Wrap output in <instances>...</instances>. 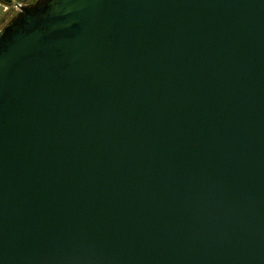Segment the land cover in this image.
Wrapping results in <instances>:
<instances>
[{
  "label": "water",
  "instance_id": "water-1",
  "mask_svg": "<svg viewBox=\"0 0 264 264\" xmlns=\"http://www.w3.org/2000/svg\"><path fill=\"white\" fill-rule=\"evenodd\" d=\"M0 264H264V0L22 5Z\"/></svg>",
  "mask_w": 264,
  "mask_h": 264
},
{
  "label": "rangeland",
  "instance_id": "rangeland-1",
  "mask_svg": "<svg viewBox=\"0 0 264 264\" xmlns=\"http://www.w3.org/2000/svg\"><path fill=\"white\" fill-rule=\"evenodd\" d=\"M35 0H10V4H5L0 1V29L10 21L16 13L12 11V6L16 4H30ZM4 7L8 8V11L4 9Z\"/></svg>",
  "mask_w": 264,
  "mask_h": 264
},
{
  "label": "built area",
  "instance_id": "built-area-1",
  "mask_svg": "<svg viewBox=\"0 0 264 264\" xmlns=\"http://www.w3.org/2000/svg\"><path fill=\"white\" fill-rule=\"evenodd\" d=\"M21 6H22V4H16V5H13V6H12V11H13L14 13L18 12V10H19V8H20ZM4 9L8 11V8H7V7H4Z\"/></svg>",
  "mask_w": 264,
  "mask_h": 264
}]
</instances>
